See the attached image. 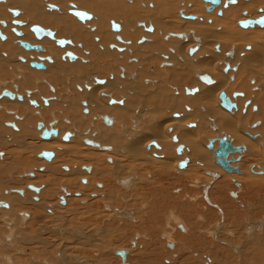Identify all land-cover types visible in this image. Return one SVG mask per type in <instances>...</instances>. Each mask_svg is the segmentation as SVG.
<instances>
[{
  "label": "bare ground",
  "instance_id": "1",
  "mask_svg": "<svg viewBox=\"0 0 264 264\" xmlns=\"http://www.w3.org/2000/svg\"><path fill=\"white\" fill-rule=\"evenodd\" d=\"M0 3V39L2 41V46H0V82L2 83H0V93L4 91L3 89L12 91L13 86L17 85L19 88L14 86V89L21 95L11 92V95L8 96L2 93L0 95V105H3L2 107L9 112H17L23 118L22 122H16L19 126V132L13 131L11 128L7 129L4 124L7 121H14L6 118L4 112L0 111V152H6V155H9L8 164L0 166V178L3 176L8 177L9 173L21 174L12 171H22L21 167L25 165L23 163L24 157H30L33 152L36 153L37 157L41 151L57 154L54 162L50 164L37 159L33 163V166L36 165L37 168L43 165H51L48 168L50 175L53 176L57 172L55 175V188L51 185L46 187L44 189L45 196L39 195L41 200L37 203H33L32 197L28 196L27 193L23 198L16 196L12 200L14 206L18 203L23 205L27 202L26 205L30 206H28L30 210L41 213V215L44 212L40 209L48 210L51 208L54 213V222L58 221V218L63 219L64 216L81 214L82 211L78 206L86 197H89V195L86 196L87 193L80 192L83 197L74 198L75 210L66 209L67 206L60 209L55 208L52 198H57L59 192L57 195L56 192L62 185H69L66 187L73 191H76L79 186L78 182L65 183L63 179H57L56 176H63L64 174H60L62 173L61 167L55 166V164L65 163L66 161H63L61 157L65 158L69 154L76 158L80 155V145L83 143L88 145L84 146V149L91 151L95 159H97L96 154L102 157L105 156V158L108 157V160H104L105 164H110L108 165L110 170H107V174L111 181L115 179L117 185L123 186L124 190H131L136 181L140 179L138 173L136 175L129 173L126 167L129 160L138 163L142 168L146 165L157 166L160 171H165L169 177L172 176V173L181 169L184 171L178 173L188 174L189 176L200 173L208 175L210 173L209 175H212L210 180L214 177H218L217 179L231 177L236 181L235 183L240 184L239 179H245L249 183L248 194L250 192L254 193L256 187H264V185L260 186L258 183V181L264 182V24L258 22L248 26L240 24V21L246 18L253 21L263 17L264 0H249L248 2H245V0H220L219 3H213L209 0H194L196 6L191 7L190 5L191 8H187V5L183 4L185 12L184 10H178L176 12L177 19L173 21L170 19L175 16V12L171 13L175 3H179V0H0ZM143 4L146 6L143 7ZM149 4L153 5V8L149 7ZM12 9H17L20 12L14 14ZM73 10L82 11L91 16L83 20ZM7 11H10L14 18ZM242 11L245 12L241 19ZM218 15L223 16L219 17ZM179 16L187 20L181 21ZM14 21H17V23ZM216 23L218 27H216ZM35 25L46 30L49 29L54 33V36L52 37L49 34L39 36L31 28ZM15 27L18 30L14 29L13 31L19 39L13 36L15 33L12 28ZM95 28L96 31L93 32ZM30 29L35 33L36 38L41 41L38 42L34 39V34ZM113 30L117 32V35L112 32ZM249 30L252 31L247 34L245 31ZM68 35L71 36L73 46L83 44V50L89 51L87 59L91 60V64L83 58V51L78 50L76 47L70 48L72 47L70 46L65 50L56 48L55 42L63 48L67 44H71V41L63 45L58 42V39L70 38ZM215 36L220 39L217 44L202 45L207 39L215 38ZM96 38L99 40L98 43L94 42ZM115 38L120 43H115ZM20 41L40 45L42 48L38 50L26 49ZM14 43L25 49V51L32 53L24 52L18 46L14 47L12 45ZM112 43H115L114 45L118 50L110 51V49H116L114 46L108 49ZM192 49H194L193 52H191ZM34 51L36 52L33 53ZM118 51H120V54ZM63 54H66L63 56L65 62H61L59 59ZM20 57L25 61H21ZM39 57L41 61L45 59L50 61H46L48 62L47 65L45 62L46 71L35 72L34 69L30 68V63L38 61ZM67 59L70 62H76L68 63ZM158 64L159 67H156ZM228 65H230L229 68H227ZM8 66H11L16 73L6 72ZM117 66L123 68L122 75L125 79H119L120 70ZM46 67L34 68L41 70L46 69ZM89 67L92 69L90 70ZM9 70H11L10 67ZM149 71H152V74ZM105 73L108 75L104 77ZM111 73H114L113 78L110 77ZM146 77H150L151 80H145ZM11 78L14 79L10 82L7 81ZM35 80H38V82H35ZM44 80L47 81L44 83ZM46 84L48 86L53 85L56 88L55 96H60L64 101L50 100L49 106L45 109L41 106L39 100L42 95L37 93L30 96V99V97L27 98L25 91L34 90V86L37 85L40 87L39 91H42L47 98L54 97L48 92ZM171 85H177V89L173 87L172 91ZM70 89H72L71 92ZM236 90L239 95L243 94V96L238 97V94H234ZM52 91L54 90L52 89ZM222 93L230 98L234 106L228 109L223 105ZM102 94L111 96L112 99L111 97V100L108 97H102ZM187 95H192V97ZM6 98L11 100L17 98L23 101H11ZM32 100L38 101L37 112L30 106L29 102ZM248 101H251L250 104H248ZM31 103L37 105L35 102ZM45 103L47 104V101ZM183 104H188L193 109L190 110L189 107H186L189 111L186 112ZM219 105L229 113L224 114ZM256 105L258 106L257 109H255ZM81 106L86 109L84 111L89 115H81ZM57 109L63 112L64 117L67 115L71 117L63 119L69 125L62 126V120L57 117L52 118L51 121L53 122L50 126L52 124L57 125L59 122L56 126L59 130L58 138H53V135V139L48 140L50 137H44V133L43 138L39 137L36 131L37 123L39 121H44L45 125L50 123V118L46 119V115ZM253 110H258V112L254 113ZM94 111L97 113H95L96 116L102 117L101 119L106 121V126L113 127H102V124H98L100 120L91 123ZM35 113H39V116H36ZM195 114H198L197 119L191 118V116L196 117ZM210 124L218 128L220 133V136H217L218 138L225 137L233 146L243 147L242 150L231 152L228 157L229 159H235L230 160V164L233 167H238V171H226L216 162L214 156L216 146L213 145L214 148H209L207 145L206 150V146L203 145L209 142L208 137L214 136L213 129L209 128ZM91 125L92 127H90ZM98 125L99 127H97ZM41 128L38 130H41ZM89 128L90 131L85 133ZM66 132H70V140L68 139V141L62 140ZM249 138H252V140ZM216 141L219 144V140L216 139L214 143ZM154 143L159 148L157 145L156 148L153 147L152 144ZM41 157L50 160L53 156L45 157L41 155ZM85 159L87 160V157ZM9 160H14V162ZM111 161L112 163H110ZM184 162L186 164L183 166ZM68 165L69 167L72 166L70 174L77 176L80 173L73 170L74 164ZM122 167L127 168V171L122 172ZM26 172L28 173L29 169ZM98 173L100 176V171ZM128 178L131 180V184L126 187L121 186L120 182H125ZM89 179L91 180L90 177ZM189 180L194 185L196 183L195 186L198 187L197 183L200 179L193 181V178H190ZM7 181L11 183V180L7 179L4 182L0 181V200L3 199L11 203L10 198L7 200L4 196V190L9 188ZM18 182L25 184L23 179L18 180ZM94 182L91 185L93 189H95ZM146 182L148 183V181ZM13 183H15L14 180ZM40 183L44 184L42 181ZM257 183L259 186H257ZM86 187L83 186L82 190H86ZM105 189H108V187L105 186ZM239 192L240 190H238ZM111 193L109 191L110 195ZM123 196H119L121 201L126 199ZM209 198L214 203L211 195ZM97 199L102 198L97 197L94 199L92 197L90 202L93 201L94 203V200ZM106 203L112 209H117L118 215L125 217L132 223H136L134 213L130 210L121 209L113 205V202ZM91 205L90 203L82 209L85 207L90 209ZM14 206L10 209H14ZM260 208L262 207L260 206ZM1 211L3 210H0V214L8 219L7 221L12 218L9 225L19 221V226L25 229L22 230L23 232L28 229L27 225L31 219L23 220L24 217L22 218L20 214L17 215L18 210L15 214L12 213L11 218L5 217L7 213ZM237 223L239 222L237 221ZM87 224L84 222V225L79 227L85 229L84 226ZM47 226L48 224H44L36 228V232H39L40 237L45 233L44 229ZM183 227L187 232L186 226L183 225ZM263 229L264 221L257 222L255 220L251 229L247 232L251 236L254 233H260L259 231ZM215 233L212 232L217 239L218 235ZM7 236L9 235H6V238ZM19 236L22 235L19 234ZM50 236L47 238V243L53 241L56 245L62 244L61 242L56 243L55 238ZM136 238L138 239L140 236L136 235ZM170 238L173 240L172 237ZM217 240L223 242L222 239L218 238ZM29 241L30 238L28 237L27 240L22 242L28 243ZM2 242L0 238V245H2ZM34 242L39 243L38 246L41 245L40 247L46 245L42 239ZM28 244H31V242ZM170 244H174V248L176 247L173 241ZM257 245H254L255 250H253L256 258L254 264H264V248L259 251ZM6 247L7 245L4 248ZM233 248L239 253L241 246H233ZM8 251L4 250V252ZM19 252L22 254V251L19 250ZM61 255L63 259L67 257L64 249L61 250ZM72 259L74 258L72 257ZM3 261L4 264H12L13 259L6 257ZM79 261L76 260L77 263ZM88 263L108 264V260L87 261L86 264Z\"/></svg>",
  "mask_w": 264,
  "mask_h": 264
},
{
  "label": "rangeland",
  "instance_id": "2",
  "mask_svg": "<svg viewBox=\"0 0 264 264\" xmlns=\"http://www.w3.org/2000/svg\"><path fill=\"white\" fill-rule=\"evenodd\" d=\"M248 1L245 0V2H248ZM183 4H186L187 8L196 6L194 4V0H179V3H175V6L172 10L171 14L175 12V16L170 19L171 21L177 19L176 12L178 10H184ZM177 5L178 7H176ZM190 5L191 7H189ZM142 6L144 7L146 5L143 4ZM148 6L153 8V5L151 4H149ZM7 12L12 18H14L10 11H7ZM244 12L245 11H242L241 19L243 18L242 15L244 14ZM70 15L73 16L72 14ZM222 16H219V17H222ZM179 18L181 21L187 20L180 16ZM245 20H247V18ZM88 22H91V21H88ZM216 27H218L217 23H216ZM238 27L241 29L240 26ZM94 31H96V28L93 30V32ZM251 31L252 30L245 31V32L249 34ZM256 31H261V30H256ZM112 32H114L115 34L117 33L114 30ZM13 36L17 38L16 35L13 34ZM69 36L70 35H68V37ZM17 39H19V37ZM34 39H36L35 36H34ZM36 41L38 40L36 39ZM219 41L220 39L217 38V36H215V38L207 39V41H205L202 45L209 46L210 44H217ZM94 42L98 43L99 42L98 38H96ZM115 43H120V42L117 41L115 38ZM115 43L110 44L108 49H110L112 46L116 48V46L114 45ZM1 44H2V41L0 39V46H2ZM12 45H14V47L18 46L20 50L27 52L16 43ZM82 45L83 44H78L72 47L67 46L66 48L76 47L78 48V50L80 49V51H83L82 53H84V55L82 54L83 58L87 59V56L89 55V51H84L82 48ZM55 46L56 48L60 50L66 49V48L58 46L56 42H55ZM113 50H118V49L117 48L110 49V51H113ZM119 52L120 51H118V53ZM27 53H32V52H27ZM64 55L65 54H63L59 58L61 62L62 61L65 62L63 60ZM67 61L68 63L70 62L69 59H67ZM87 61H88L87 63L91 64L90 59L89 60L87 59ZM74 62H70V63H74ZM47 64L48 62H46V65ZM9 67L11 70H9ZM117 67H118V70H120L119 79L121 80L125 79L122 75L123 68L122 67L120 68V66H117ZM156 67H159V64ZM91 69L92 68H90V70ZM34 70L35 72L36 71L39 72V70H36V69ZM6 72H10V73L12 72V74L16 73L15 70H13L11 66H8V69H6ZM30 73H33V72H30ZM149 73L152 74V71H149ZM107 75L108 74L105 73L104 77ZM113 75L114 73H111L110 77L113 78ZM12 79L14 78H11L7 81L10 82ZM38 80H41V79H38ZM38 80H35V82H38ZM100 80H103V79H100ZM145 80H151V78L146 77ZM46 85L48 88V92L54 96L52 99L53 101H57V102H60L61 100L64 101V99H61L60 96H55L56 93L51 92L50 85L49 86L48 84ZM173 87L177 89V85H171L170 88L172 91H173L172 89ZM34 88L36 91L40 90V87L37 85H35ZM71 91L72 89H70V92ZM60 92L62 91L60 90ZM234 94H238V97L243 96V94L239 95L237 90L234 92ZM41 95H42L41 97H47L43 94L42 91H41ZM103 96L108 97L109 99L111 97V96L102 94V97ZM188 97H192V95ZM39 100H40V103L42 104L41 106L45 108L46 106L43 102V98ZM250 102L248 101V104H250ZM2 106L3 105H0V111L4 112V116L6 118H8L9 120H14L15 122L19 120V116L8 114L2 109ZM82 106H81L82 108L81 115L82 116L89 115V114H86V112L84 111L85 108ZM183 106L186 112L188 111L186 107H189L190 110L193 109L188 104H183ZM31 107L34 108L35 110L37 109L34 106H31ZM257 108L258 106L256 105L255 109ZM220 109L223 110L224 114L229 113V111L224 109L222 106H220ZM253 112L254 113L258 112V110L256 111L253 110ZM95 113H96L95 111L92 113L93 118H91V123L98 122L100 120L101 122L99 121L98 124L99 125L102 124V127L103 126L107 128L113 127V126L111 127L106 126L103 123L102 119L96 116ZM35 114L36 116H39V113H35ZM197 115L198 114H195L196 117L191 116V118L197 119ZM46 116H47L46 119L50 118V121L53 120L52 118H56V117L62 120L63 121L61 122L62 126H68L69 123L65 122L64 120L66 118L67 119L71 118L69 117V115L64 117L63 112L58 109L50 111L48 115ZM99 125L97 127H99ZM127 126H130V125H127ZM90 127H92V125ZM209 128L213 129L214 136L208 137V140L210 141V139H214L215 141L216 139H218L217 136H220L219 130L213 124H210ZM89 131H90V128L87 129L85 133H88ZM249 139L252 140V138H249ZM253 140H256V139H253ZM217 142L218 141L214 143V146H216V148L219 146ZM208 144L209 142L206 144H203L204 146H206V150H207ZM84 146H88V145H86L85 143L80 145V155H78L76 158L74 156H71L70 154L66 156L65 158L60 156L62 160L66 162L65 163L62 162L58 164L60 165L58 167H61V165L64 166V164L65 165L74 164L75 166L78 165L79 168L85 165L93 166V173L91 176L83 173L84 171L82 170V168H81L80 173H78L77 176L72 175V173L71 174L69 173L67 175L63 171L60 174H64V175L59 176L61 179L65 181V183L78 182L80 187L78 186L76 190L78 192L87 193L86 196L89 195V197H86V199L83 200L84 202L83 203L81 202L80 203L81 205L78 206V208L82 211L81 214L79 215L78 214L77 215L67 214L68 216L66 217L64 216L63 219L58 218V221L54 222L53 215L50 216V213L46 212L47 210L40 209L42 212H44L43 215H41V213L40 214L35 213L32 210H30L29 209L30 206L28 205L29 206L28 207L26 205L27 202H25L23 205H19L18 203L16 204V206H14L15 204L13 205L12 200L13 198L16 197L15 196L16 193H13L14 195V196L12 195L13 197L8 196V194L5 193L4 196L6 197V199L9 200L10 198L11 207L14 206V209L12 210L10 209L11 211L7 209H3V211L7 213L5 217L7 216L11 218L12 213L15 214L17 210H18L17 215L21 213L22 210H27L28 212L32 214V216H31L30 223H28L27 225L28 229L23 232L22 230H25V229L19 226L20 225L19 221L18 223H13V225H9L12 218L9 221H7L8 219L2 217V215L0 214V238L3 241L2 245H0V248L3 250V251L2 250L0 251V264H4L3 259L6 257H11L13 259L12 264H44V262L45 264H82L80 263L79 260L81 261L84 260V264H86L87 261L92 262L94 260L96 262L108 260V264H110L112 261H116V263L119 264L120 258H117L119 256L114 254L115 252L113 253V251H116L119 249L131 250V254L129 256L130 264H253V261L255 260V259L252 260V255H254L255 257V253L253 252V250H255L254 245L258 244L257 246L259 247V249L257 248V250L264 248V242H263L264 241V232H263L264 229L262 231H259L260 233H254L251 236L247 232L248 230L251 229L252 224L254 223L255 220L257 222L264 221V187L262 188L256 187V191H254V193L250 192L248 194L247 189H248L249 183L248 181H245V179H239L241 183L236 185L235 183L236 181L231 179V177L230 178L220 177L219 179L214 177L212 180H210V177H212V175H209L210 173L208 175L206 173L205 174H201V173L193 174L194 176H189L188 174L182 175L178 172H182L184 170H181L179 168L178 169L180 171L172 173V176L169 177V175L166 174L165 171H160L157 166L151 167V166L146 165L142 168V166L139 165L138 163L132 162L131 160H129L126 166L128 168L129 173H133L135 175L138 173L137 175L140 177V179L136 181V183L134 184V187H132L131 190H124L122 187L117 185L115 179L111 181L109 175L107 174L108 173L107 170H110L108 166L110 164H108L107 162H106L107 164H105L104 160H106L108 157L105 158V156L102 157L99 154H96L97 159H95V156H93L94 154L91 151H88V150L86 151L84 149ZM177 155L179 156L178 153ZM26 156H29V155H26ZM86 157H87V160L85 159ZM26 158H27V162H25V165L22 166L23 170L29 169V172H32L33 171L32 168L36 166V165L33 166V163H35V161L37 160L38 161L40 160L36 156V153L34 152L32 153V155H30V157H26ZM69 158L73 159L72 162L74 163L69 162L68 160ZM4 161H6V159ZM9 161L14 162V160H9ZM110 163H112V161ZM7 164L8 162H3V163L0 162V166H6ZM45 166H47V169L45 171L46 175H48L47 178L43 175L44 173H41V174L37 173L35 179L33 180L28 179V176L25 175L27 173L26 172L24 173V176H23V178L26 179V180L23 179L25 184L23 183L20 184L18 182V180L20 179H17L15 177L17 175L9 173L8 177L7 176L1 177L0 181L2 180L4 182L6 181V179L10 180L11 177L9 176H12L11 183L7 181V183L9 184V188L10 187L20 188V187H23L29 184L30 182L32 185H35L38 187V185L39 186L42 185L40 181L44 182L45 185L48 184V186L51 185L55 188V185H56L55 175L57 174V172L53 176H51L48 171V168L51 165H45ZM127 168L122 167V172H126ZM137 169H138V172H137ZM19 171L20 170H18L17 173ZM98 171H100L101 173L100 176H99ZM41 175L44 176V178L42 177V179H46V181L40 179ZM68 176L69 177L73 176V177L69 178ZM80 177L82 179L87 178V177L88 179L89 177L91 178V180L89 179L90 180L89 185L86 187L87 189L86 190L84 189V191L82 190V188L85 185L81 183ZM247 177L252 178L251 176H247ZM60 178H57V179H60ZM188 178L189 179L193 178V181L200 179L198 182L199 184L197 183L198 187L195 186L196 183L194 185L193 182L192 181L190 182ZM208 178L209 180L207 181ZM13 179H16L14 180L15 183H13ZM94 181H95L94 183L95 189L91 187ZM144 181L145 182L148 181V183L147 182L145 183ZM108 182H110L109 185H108ZM96 183H103L104 189L102 190L98 188L96 186ZM258 183L260 184V186L264 185L263 181H258ZM8 184H5V185H8ZM204 184H205V187L203 188ZM259 184L257 186H259ZM66 186H69V185L66 184ZM105 186L108 187V189H105ZM239 186L241 189L239 188ZM91 190L92 192H90ZM238 190H240L239 193H238ZM109 191L112 192L111 195L109 194ZM161 191L162 193L163 192L164 193L162 194ZM58 192L59 190H57L56 195L58 194ZM92 193L102 195V198L106 196L105 198L107 199V201H105L106 199H97V200H94V203L93 201L90 202V196H92L91 195ZM234 193H236L237 195H234ZM209 194L211 195L213 202L216 204L211 202V199L209 198L210 197ZM27 195L32 197L31 199L33 203H37L33 201V197H34L33 194L27 192ZM40 195L44 197L45 191L42 190ZM119 196H123L124 198H126L125 201H121L119 199ZM157 197H160V198H157ZM66 199L68 201V205L66 209L75 210L76 203H75L74 197L66 198ZM52 200L54 201L55 208L57 209L62 208L61 206L63 205L60 204L61 206H59V202L57 198H52ZM0 201H4V200L2 199ZM89 202L92 204L90 206V209H88L87 207H85L86 209L85 208L82 209V207L89 205L90 204ZM106 202H113V205L121 209L130 210L132 213H134L133 215L135 216L137 220L136 223H132L129 220H127L125 217H122L118 214H116V216L113 214L110 215L111 213H108V211L107 212L105 211L106 205H108ZM260 206L262 208H260ZM245 207H247V209H245ZM254 207L256 209H253ZM246 210H250V211H246ZM237 221L239 223H237ZM84 222L88 223L87 224L88 226L87 225L84 226L86 227L85 229L81 228L84 225ZM44 224H48V226L44 229L45 233L43 234V236L40 237L39 232L38 231L36 232L37 230L36 228ZM57 224H59V226L61 227L59 228V230L61 229L62 231L63 229L62 233H64V236L66 237L68 235V237L71 240L69 241L68 239L66 240V243L64 244L62 243L63 245L58 244L59 246L54 244L53 241H51L52 243H49L50 241H48L47 243V240H48L47 238H49L50 235L49 234L46 235L47 228L51 227L52 225H57ZM181 224L186 226V228L188 229L187 232H183L180 229L178 225H181ZM10 227L12 229H9ZM78 230L86 232V234L89 237L86 239L78 238L77 235L79 234H76ZM212 232H216L218 235L217 237L219 239H222L223 242L218 241L217 240L218 238L216 239L214 235L212 234ZM10 233H11V236H10ZM5 234L9 236H7L6 238ZM19 234H21L22 236H19ZM35 234L39 236L37 237ZM50 234L53 237L59 236L58 232H56L55 230L53 232L51 231ZM71 235H73L74 238H72ZM136 235L140 236V238L137 239ZM27 236L30 238L29 242H31V244H28L29 242L28 243L22 242V241L27 240L28 238ZM170 237H172L173 240H171ZM41 239L44 240V242L46 243V245H44L45 248L40 247L41 245L38 246L39 243L34 242L36 240L41 241ZM256 240L257 241L259 240V241L257 242ZM172 241L175 243V246H176L175 248L169 247L170 246L169 243ZM13 243L14 244L16 243V244L14 245ZM6 245L7 247H10V248H7V247H6L7 249L4 248ZM239 245L241 246L240 250L242 252V255H239L233 248V246H239ZM49 246H52V247H49ZM63 249L67 257L63 259V256H61L60 260H58L56 253ZM4 250H9V251L4 252ZM19 250L22 251V254L19 252ZM32 256H35L36 257L35 259L41 258L42 261L40 263L37 260L33 261V258H31ZM71 256H74L73 257L74 259H72ZM75 259L78 260L79 262L77 263ZM74 260L76 263L74 262ZM88 264H91V263H88ZM96 264H102V263H96Z\"/></svg>",
  "mask_w": 264,
  "mask_h": 264
},
{
  "label": "flooded vegetation",
  "instance_id": "3",
  "mask_svg": "<svg viewBox=\"0 0 264 264\" xmlns=\"http://www.w3.org/2000/svg\"><path fill=\"white\" fill-rule=\"evenodd\" d=\"M70 11H72V10H70ZM71 14V13H70ZM15 26V25H14ZM17 27V26H16ZM16 27L15 28H12V31L14 30V29H16ZM32 28V27H31ZM16 30H18V29H16ZM30 31L34 34V36H35V38H36V35H35V33L30 29ZM14 32V31H13ZM21 32V31H20ZM15 33V32H14ZM15 35H16V33H15ZM23 35V34H22ZM17 36V35H16ZM18 37V36H17ZM37 39V38H36ZM63 39H66V38H63ZM38 40V39H37ZM66 40H70L71 41V44H67V46H73V42H72V40H71V38L69 39H66ZM38 41H41V40H38ZM56 44H57V42H56ZM66 46V47H67ZM65 47V48H66ZM25 50V49H24ZM27 51V50H26ZM34 52H36V51H34ZM38 53V52H37ZM67 53H69V52H67ZM66 53V54H67ZM71 53V52H70ZM65 54V55H66ZM43 58V57H42ZM47 58H50V57H47ZM20 60L21 61H25V59H23L22 57H20ZM46 61H48V62H50L48 59H45L44 61H41L40 60V57L38 58V62H43L44 63V65H45V62ZM30 67L31 68H33V69H36V68H34V67H32L31 66V63H30ZM45 67H46V65H45ZM36 70H38V69H36ZM47 70V67H46V69H41V70H39V71H46ZM45 82L47 81V80H44ZM14 86H17V85H14ZM14 86H13V90L11 91V90H9L10 92H12L13 94H16V95H19V96H21L20 94H19V92L18 91H16L15 89H14ZM53 85H50V90H51V92H53V93H56V89L54 88V86L52 87ZM18 87V86H17ZM19 88V87H18ZM52 89L54 90V91H52ZM3 90H5V89H3ZM19 90V89H18ZM14 91V92H13ZM4 91H1V93H0V95H2V93H3ZM40 94L41 95V92H39V91H36L35 89L34 90H27V91H25V94L28 96V98L30 97V96H33L34 94ZM31 94V95H30ZM3 96H6V95H3ZM9 96V95H8ZM22 97H23V100H24V96L22 95ZM41 98H43V97H41ZM7 99V98H6ZM9 99V98H8ZM30 99H31V97H30ZM53 99V97H49V98H47V97H44L43 98V102H44V104H45V106L46 107H48L49 106V103H50V100H52ZM9 100H11V99H9ZM15 100H18L17 98L15 99ZM15 100H11V101H15ZM22 100V101H23ZM18 101H20V100H18ZM22 101H20V102H22ZM47 101V104L45 103ZM31 102H35L37 105H32V103ZM30 103V105L31 106H34V107H37L38 108V101H36V100H32V101H30L29 102ZM2 109L4 110V111H6L8 114H12V115H15V116H19V122H22V120H23V118L17 113V112H9V111H7V109L5 108H3L2 107ZM84 110H86V109H84ZM102 118V117H101ZM12 121H14V120H12ZM102 121H103V123L106 125V121H104V119H102ZM53 121H51L50 123H48V124H46L45 125V122L44 121H39L38 123H37V126H36V131L38 132V134H39V137L41 136L42 137V135H43V133H44V129H47V130H51V129H55V130H57V132H56V134L55 133H53V134H51V136H50V138L48 139V140H50L51 138H52V136H53V138H58V136H59V130L56 128V126L59 124V122H58V124L57 125H53L52 124V126H50V124L52 123ZM43 124V125H42ZM4 125H7L6 126V128L8 127V129L9 128H11V130H13V131H17V132H19V126L17 125V123L14 121V122H11V121H7V122H5V124ZM42 125V126H41ZM42 128H41V127ZM41 128V130H38V129H40ZM43 130V131H42ZM70 136V132H66L64 135H63V137H62V140H64V141H68V139L70 138L69 137ZM43 138V137H42ZM52 138V139H53ZM41 139V138H40ZM70 140V139H69ZM155 144V143H154ZM152 144V146L153 147H155L156 148V145L157 144ZM158 146V145H157ZM179 147V146H178ZM178 147H177V149H178ZM15 148V147H14ZM158 148H159V146H158ZM177 149H176V151H177ZM184 151V150H183ZM44 151H41L40 153H39V155H38V158H39V160H44L45 162H47V164H50L51 162H54V160H55V157L57 156V154L56 153H54V152H51V153H53V157H52V159H50V160H47V159H45L44 157H41V154L43 153ZM48 152V151H47ZM68 156V155H67ZM7 157V158H6ZM4 158H6V161H4ZM8 159H9V155H6V152H0V162L1 163H3V162H8ZM69 160V162H72L73 161V159H71V158H69L68 159ZM185 161V160H184ZM25 162H27V158L26 157H24V164H25ZM72 163H74V162H72ZM180 163V162H179ZM59 163H56L55 164V166H60V165H58ZM189 164V162L187 163V165ZM44 166V165H43ZM43 166H41V167H43ZM178 166H179V164H178ZM41 167H33L32 168V172H28V173H26L25 175H27L28 176V179H35L36 178V175H37V173L38 174H41V173H44L43 175L47 178V176L48 175H46V173H45V171H46V169H47V166H44L43 168H41ZM22 169H23V167H21ZM79 166L77 165V166H73V170H77L78 172H80L81 171V168H82V170L84 171V173H85V171H86V173L85 174H88V175H90L91 176V174H92V172H93V166H91V165H85V166H82L81 168H79ZM16 169V168H15ZM61 169H62V171L63 172H65L67 175H68V173H70L71 171V167H69V166H67V165H65L64 164V166L63 165H61ZM13 170V169H12ZM28 170V169H27ZM27 170H22V171H19L18 173H21V174H19V175H17V176H15L17 179H24V180H26L25 178H23V176H24V173L27 171ZM17 171L18 170H14V171H12L13 173H17ZM43 175H41V177H40V179H42V177L44 178V176ZM9 177H11L10 178V180L12 179V176H9ZM57 178H60L59 176H56ZM69 177V176H68ZM70 178V177H69ZM81 178V177H80ZM218 178V177H217ZM61 179V178H60ZM13 180H16V179H13ZM42 180H45L46 181V179H42ZM81 183L82 184H84L85 186H88L89 185V183H90V180L88 179V177L87 178H81ZM95 183V182H94ZM120 184H121V186L122 185H124L125 187L126 186H129V184H131V180L128 178L125 182H120ZM31 185V184H30ZM29 184H27V185H25V186H23V187H20V188H16V187H10V188H8V189H5L4 191V195H5V193L6 194H8V196H12L13 195V193H16L15 194V196H19L20 198L22 197H24V196H26V193L27 192H29V193H31V194H33L34 195V197H33V201L34 202H39L40 201V198H39V195L41 194V192H42V190H44L46 187H48V184H42V185H40L38 188H39V191H34L33 189H30V186ZM103 185V183H96V186L98 187V188H100V189H104V185ZM236 185H238V183H236ZM32 186H35V185H32ZM84 186V187H85ZM207 186V185H206ZM35 187H37V186H35ZM62 187V188H61ZM123 187V186H122ZM205 187V185L203 186V188ZM238 187V186H237ZM240 187V186H239ZM124 188V187H123ZM13 189V190H12ZM126 189V188H125ZM10 190V191H9ZM126 190H128V189H126ZM73 190H70L68 187H66L65 185H62V186H60V188H59V195L57 196V200H58V202H59V206H61V205H63V206H61V207H65V206H67L68 205V201H67V199L66 198H82L83 197V195L80 193V192H78L77 190L76 191H73ZM63 194H64V196H63ZM92 196H90V198L92 199V197L95 199V198H102V195H98V194H91ZM234 195H237L236 193H234ZM7 196V195H6ZM14 196V195H13ZM106 197V196H105ZM104 197V198H105ZM35 198V199H34ZM104 198H102V199H104ZM84 202V201H83ZM82 202V203H83ZM5 204H7V206H5ZM61 204V205H60ZM10 207H11V204L8 202V201H0V210H3V209H7V210H9L10 209ZM110 208V209H109ZM105 211L107 212H109V213H112L113 215H115L116 216V214H119V213H115V212H118V210L116 209L115 210V208L114 209H112V207H109L108 205H106V208H105ZM115 211V212H114ZM46 212H48V213H50V216H52L54 213L52 212V210H51V208H49ZM114 212V213H113ZM25 213V214H24ZM20 214V216L23 218V220L24 219H31V214L27 211V210H22L21 211V213H19ZM51 225V224H50ZM179 227H180V229L181 230H183V232H185V228L183 227V225L181 224V225H178ZM59 228H61L60 226H59V224H57V225H52L51 227H48L47 228V234L46 235H51L50 234V232L52 231H56V232H58V234H59V236H55L54 238H55V241H56V243H58V242H61V243H66V240H68L69 239V241H71L70 240V238L68 237V235L65 237L64 236V233H62V231H63V229H62V231H61V229L59 230ZM99 231H101V230H99ZM74 232V231H73ZM75 233H76V231H75ZM76 234H79V235H77L78 236V238H82V239H86V238H88L89 236L86 234V232H84V231H81V230H78V232L76 233ZM52 236V235H51ZM71 237L72 238H74L73 237V235H71ZM169 247H171V248H174V244H170L169 243ZM126 250H128V255H127V257H126V261L129 263V256H130V254H131V250H129V249H126ZM117 251V250H116ZM116 251H115V253L114 254H116ZM56 255H57V259L58 260H60V258H61V251H58L57 253H56ZM118 256V255H117ZM71 257H74V256H71ZM31 258H33V261H35V260H37L39 263L42 261V259L41 258H37V259H35L36 257L35 256H32ZM117 258H120V263L119 264H123L122 263V258L119 256V257H117ZM80 263H82V264H84V260H80ZM110 264H117L116 263V261H112Z\"/></svg>",
  "mask_w": 264,
  "mask_h": 264
},
{
  "label": "water",
  "instance_id": "4",
  "mask_svg": "<svg viewBox=\"0 0 264 264\" xmlns=\"http://www.w3.org/2000/svg\"><path fill=\"white\" fill-rule=\"evenodd\" d=\"M209 1H212L213 3H219L220 0H209ZM12 12L14 14H18L20 11L19 10H13L12 9ZM73 12L75 14H77L81 19H85L87 17H90L91 15L90 14H86L85 12H82V11H74ZM17 23V21H14ZM256 23L258 22L259 24H264V16L263 17H260L258 19H255L253 21L251 20H242L240 21V24L244 25V26H248V25H251L253 23ZM32 29L39 35V36H42L44 34H49L51 35L52 37L54 36V33L52 31H50L49 29H43L42 27L38 26V25H35V26H32ZM17 32V31H16ZM19 33V32H17ZM58 42L60 44H65V43H69L70 40H66V39H58ZM21 45H23L26 49H41L42 47L40 45H33V44H30L29 42L27 41H20ZM194 49L191 50V52H193ZM31 65L34 66V67H37V68H44L45 65L43 62H38V61H32L31 62ZM230 65L227 66V68H229ZM3 94H6V95H11V92L9 91V89H5ZM222 102H223V105L226 106L228 109L231 108L232 106H234V103L230 100V98L225 94V93H222ZM106 120H108L106 118ZM42 126V125H41ZM40 126V127H41ZM57 130L55 129H44V137H50L51 134L53 133H56ZM219 140V146L215 149V152H214V156H215V159H216V162L218 164H220L226 171H238V167H233L231 166L230 164V160H235L234 158H228L229 157V154L233 151H239V150H242L243 147L242 146H233L232 143L225 137H220L218 138ZM213 145H214V139H210L209 141V148H213ZM179 151H180V148H179ZM42 156H45V157H48L49 155L50 156H53V153L51 152H47V151H44L42 154ZM186 164V162H184L182 165L184 166ZM30 189H33V190H36L38 191L39 188L38 187H35V186H32L30 185L29 186ZM5 206H7V204H5ZM116 254L120 255L122 260H123V264H130L128 262H126V255L128 254V250L126 249H119L116 251Z\"/></svg>",
  "mask_w": 264,
  "mask_h": 264
},
{
  "label": "crops",
  "instance_id": "5",
  "mask_svg": "<svg viewBox=\"0 0 264 264\" xmlns=\"http://www.w3.org/2000/svg\"><path fill=\"white\" fill-rule=\"evenodd\" d=\"M261 250V249H260ZM259 250V251H260ZM239 255H242V252H241V250H240V253H238ZM254 259H256L255 257H254V255H252V260H254ZM253 264H254V261H253Z\"/></svg>",
  "mask_w": 264,
  "mask_h": 264
}]
</instances>
